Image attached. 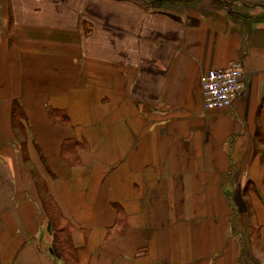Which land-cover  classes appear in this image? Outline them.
<instances>
[{
  "label": "crops",
  "instance_id": "obj_1",
  "mask_svg": "<svg viewBox=\"0 0 264 264\" xmlns=\"http://www.w3.org/2000/svg\"><path fill=\"white\" fill-rule=\"evenodd\" d=\"M262 9L264 0H0V264H63L36 184L74 226L80 264H241L223 195L218 245L205 231L202 248L179 245L181 232L195 240L213 220L208 198L196 210L180 192L223 190L239 192L247 217L250 207L253 254L264 258ZM234 62L242 92L204 108L200 75ZM147 186L160 193L152 214Z\"/></svg>",
  "mask_w": 264,
  "mask_h": 264
},
{
  "label": "rangeland",
  "instance_id": "obj_2",
  "mask_svg": "<svg viewBox=\"0 0 264 264\" xmlns=\"http://www.w3.org/2000/svg\"><path fill=\"white\" fill-rule=\"evenodd\" d=\"M263 14H264V9H262L259 13L257 12V16L259 18L262 17ZM36 186L39 187L38 191L40 193L42 192V196L40 199L42 200V198H44V199L49 200V198H47V196L49 194H48V192H46L45 185L44 184H36ZM150 187L151 186H147V189L145 190V195L147 197L148 204H149V202H151V205H148L147 208L149 209V211L152 214L153 212H155L156 210H159V208H160V207H156V205L158 204L156 199L159 198L160 193L158 191H156L154 189V187L152 189ZM167 193L171 194L170 191H167ZM202 193H204V192H202ZM221 193L213 191V192H210V194H208V195H210V197H208V196L203 197V194L199 195V192H197V191H195V192H180V199L183 200L182 202H184L185 200H188V199L190 202H193V200L196 201L195 202L197 204L196 210L202 209L199 206V202L200 203L203 202L205 204V199L207 200V198H208V202H210V207L205 206V209L206 210L210 209L212 211V214H213V217H212L213 220H212L210 227L203 228L202 226H200L199 228H197V235H196L195 240H194V238L190 239L189 237H187L186 231H185L186 232L185 235H183L182 234L183 232H181V235L179 238L180 248L186 249L189 247V245H193V242L195 243V245H194L195 249H198L200 247L202 248L206 243V241H204L205 240V238H204L205 232H211V234H212L211 236H213V239H211L212 245L213 246L218 245L219 236H217V235L221 231V229H223L224 225L226 224V223L221 224L220 221L218 220V216L216 215V214H220V210H221V208H223L220 204L221 199H222L221 195H223L224 198H226L228 203H229L230 207H228V208L230 209L229 211H231V215L236 213L235 215H233V217H231V218L229 217L227 219V221L229 222V224H228V222H227V224L230 227L229 232L231 234H233L234 231H240V232H236V235H237L236 238H237L239 246H240L241 264H264V258L262 256H258L257 252H256V254L255 253L253 254V249L258 247L257 235H256L255 230H254V227L257 224L250 221V216H251L250 207H247V212L250 213L247 217V216H245L244 213L240 212L241 209H243V208H239L236 206V204H237L236 195L239 194V192H235V191L231 192L229 190H223V191H221ZM240 193L242 194V192H240ZM253 193L254 192L245 191V192H243V195H246V194L252 195ZM125 195L127 197H129V192H126ZM131 195L134 196L135 195L134 192L133 193L131 192ZM137 195H139V194H137ZM206 205H207V202H206ZM116 208H117V217L119 219L123 218V220H124L126 212L123 211L117 203H116ZM181 210H184V208L181 207L180 211ZM224 210H225V208H224ZM42 211H43V209H42ZM244 212H246V210H244ZM42 214H43V216H45L44 211ZM179 214L182 215V213H179ZM229 216H230V212H229ZM216 217H217V219H216ZM46 221H47V224H49V220L47 218H46ZM118 222H119V220H118ZM120 227H122V231L125 230V225H123V223L119 222L116 230H119ZM47 228H48V230H50L49 226ZM123 228H124V230H123ZM49 232L52 233V229ZM52 237H53V239L50 236L47 238V240H46L47 243L50 242V238L52 239V241L55 242V238H54L53 233H52ZM56 250L59 253L58 246H57Z\"/></svg>",
  "mask_w": 264,
  "mask_h": 264
},
{
  "label": "trees",
  "instance_id": "obj_3",
  "mask_svg": "<svg viewBox=\"0 0 264 264\" xmlns=\"http://www.w3.org/2000/svg\"><path fill=\"white\" fill-rule=\"evenodd\" d=\"M48 113L54 119H58L60 121L68 120L67 114L62 110L48 109ZM22 117V109L19 107L18 103L15 102L11 113L13 125H18L20 123L19 120ZM69 142L70 140L67 142V145H69ZM62 155L66 160L71 159L70 157L64 155V146L62 149ZM47 198H49V200L42 198L41 206L46 218L49 220V228L50 230L52 229L56 248L58 246L60 260L63 264H80L78 257L79 250L74 246L72 239V234L75 230L74 226L72 225L71 221L63 215L54 198L50 194L47 196ZM117 220H119L120 223H123V225H126L125 219L123 220V218H117Z\"/></svg>",
  "mask_w": 264,
  "mask_h": 264
},
{
  "label": "built area",
  "instance_id": "obj_4",
  "mask_svg": "<svg viewBox=\"0 0 264 264\" xmlns=\"http://www.w3.org/2000/svg\"><path fill=\"white\" fill-rule=\"evenodd\" d=\"M243 71L239 62L228 68L208 69L200 75L202 104L206 109H220L231 105L244 88Z\"/></svg>",
  "mask_w": 264,
  "mask_h": 264
}]
</instances>
